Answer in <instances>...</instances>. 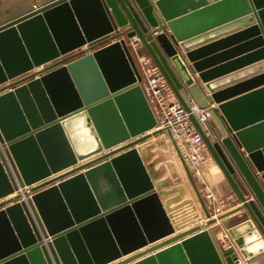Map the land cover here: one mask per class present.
<instances>
[{
    "label": "water",
    "instance_id": "obj_1",
    "mask_svg": "<svg viewBox=\"0 0 264 264\" xmlns=\"http://www.w3.org/2000/svg\"><path fill=\"white\" fill-rule=\"evenodd\" d=\"M59 6L79 38L68 48L45 17ZM157 27L169 33L150 36ZM123 35L140 38L181 102L182 86L204 85L226 136L212 142L194 124L240 203L211 218L171 141L207 222L154 246L192 199L171 206L186 187L167 141L140 147L156 120L124 42L98 48ZM2 85L0 136L28 190L9 198L19 188L0 156V264H110L148 246L118 264H225L233 254L206 227L241 210L264 238V0H56L0 27Z\"/></svg>",
    "mask_w": 264,
    "mask_h": 264
},
{
    "label": "crops",
    "instance_id": "obj_2",
    "mask_svg": "<svg viewBox=\"0 0 264 264\" xmlns=\"http://www.w3.org/2000/svg\"><path fill=\"white\" fill-rule=\"evenodd\" d=\"M54 1L56 0H0V27L10 22H13L14 20H17L18 18H21L26 14H29L30 12L38 8H41L43 6H46L47 4H50L51 2ZM68 11H69L68 6H59L57 8L50 10L45 15L51 33L60 48L71 47L79 40L75 32L74 25L68 16ZM91 15L92 13L88 11L87 12L88 22L90 21L92 22ZM82 47L73 51L72 54H74L75 52L83 51ZM84 54H88V53H84ZM142 54L143 56H145V58H148L147 54H145L144 52H142ZM150 67L152 72L157 71L155 70L154 65L151 64ZM25 76L26 75L18 78L17 80H21ZM3 86L5 85H2L0 89ZM179 95L182 99V103L186 102L189 98H192L200 108H207L211 104H213L208 92L204 88V85L195 79L193 80L192 84L182 86L181 90L179 91ZM209 127L212 129L215 136L217 135L218 136L220 135L221 137L226 136L224 130V124L220 118L219 113H215L214 111L212 112V117L209 120ZM153 139L155 140L159 138L153 137ZM152 142L153 140L146 141L140 147L149 145ZM162 150L169 154L168 161L175 162V164L178 167V171H179L178 173L179 175H181V182H178V184H184L186 187L185 197H183L182 200L178 201L177 203L171 206H175L179 204V202L186 200L187 198L192 199V204L188 206H184L179 210H176L175 212L168 214L175 228V234L168 236L160 241H157L156 243L150 246H154L156 244L165 242L170 238L176 236L177 234L181 232H185L193 228L194 226L201 224V222L207 221L198 200L195 198L193 191L187 184L185 175L182 172L183 171L182 167L178 163L179 160L177 159L173 151V148L168 143V148ZM205 158L206 160L200 166V174L202 177V181H199L194 177L193 178L195 180L197 190L200 193V196L202 197L208 212L211 214L213 212L214 207L216 206L223 207V212L219 216L222 215L224 216L236 210L240 206V203L237 200L235 193L233 192L232 188L230 187L225 176L218 167L217 163L214 161L208 149L206 150ZM152 160L153 159H149L148 161L143 162L144 166L150 164ZM157 166L158 165H156L155 167L157 168ZM81 172H84V170ZM166 176L167 173H165L164 177ZM156 182L157 181H154V183ZM35 186H37V184ZM169 188L171 187L164 186L162 189L168 190ZM207 190H210L214 195L213 206L208 204V202L204 199V194ZM175 196L176 194L174 193L167 197H163V198L161 197V202L164 204L166 200L173 198ZM206 229L209 230L210 235L217 247L221 240L222 234L225 233L228 235L229 242L231 245V249L228 251H231L234 258L231 255L224 257L223 261L225 264H264V238L260 234V232L258 231V229L256 228V226L254 225V223L252 222V220L250 219V217L248 216L245 210H241L239 212H235L231 215H228L222 220L217 221L212 226L206 227ZM168 246L170 245H167L164 248ZM146 248H143L124 258H129L130 256H134L135 254L143 252L144 250H146ZM162 249L163 248L159 250ZM228 251H224V252H228ZM146 256L140 257L137 260L127 264H132L138 260L143 259ZM124 258L116 260L110 264H118L119 262L124 260Z\"/></svg>",
    "mask_w": 264,
    "mask_h": 264
},
{
    "label": "built area",
    "instance_id": "obj_3",
    "mask_svg": "<svg viewBox=\"0 0 264 264\" xmlns=\"http://www.w3.org/2000/svg\"><path fill=\"white\" fill-rule=\"evenodd\" d=\"M164 31L169 33L167 29L157 27L151 29L149 34L154 37ZM116 41L124 42L125 47L128 49L140 74L141 88L156 120L154 132L158 133V137L165 138L171 147V141L176 143L192 176L197 180L202 181L200 166L206 160L205 153L207 149L201 133H199L195 127L194 121L201 128L203 135L207 139L212 142L216 141L217 136H215L212 129L209 127V120L212 117V112L216 108V105L211 104L207 108H200L192 98H189L186 102L182 103L175 95L166 78L154 65L151 58L148 55V58L143 56L142 52L145 54L147 53L141 44L140 38L136 35L130 38H126L124 35L120 36L119 39L110 38L101 43L98 48L107 46ZM82 48L83 51L80 52H91L88 45H84ZM151 64L155 66V70H157L156 72H152L150 67ZM0 156L19 188V191L15 192L9 198H13L19 192L27 191L28 188H20V185L17 182L12 161L7 152V143L1 138V136ZM204 199L208 204L213 206L214 195L210 190L205 192ZM222 212L223 207H214L213 212L210 214L211 218H217ZM218 249L222 252L231 249L227 234H222Z\"/></svg>",
    "mask_w": 264,
    "mask_h": 264
},
{
    "label": "rangeland",
    "instance_id": "obj_4",
    "mask_svg": "<svg viewBox=\"0 0 264 264\" xmlns=\"http://www.w3.org/2000/svg\"><path fill=\"white\" fill-rule=\"evenodd\" d=\"M49 65H50V64H49ZM47 66H48V65L44 66V68H46ZM151 134H152V133H150V139H148L147 141H149V140H154L153 137L160 138V137L157 136L158 133H156L155 136H151ZM170 153H171V151H170ZM171 156H172V155H171ZM95 158H96V157H95ZM90 160H92V159H90ZM180 178H181V175H180Z\"/></svg>",
    "mask_w": 264,
    "mask_h": 264
},
{
    "label": "bare ground",
    "instance_id": "obj_5",
    "mask_svg": "<svg viewBox=\"0 0 264 264\" xmlns=\"http://www.w3.org/2000/svg\"><path fill=\"white\" fill-rule=\"evenodd\" d=\"M187 193H188V192H187ZM191 211H192V209H191ZM206 222H207V221H206ZM206 222H201V224H203V223L206 224Z\"/></svg>",
    "mask_w": 264,
    "mask_h": 264
}]
</instances>
